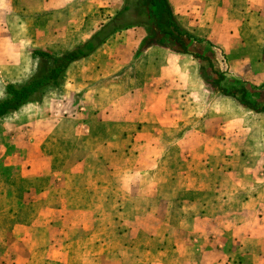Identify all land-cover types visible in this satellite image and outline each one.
Instances as JSON below:
<instances>
[{"label":"crops","instance_id":"1","mask_svg":"<svg viewBox=\"0 0 264 264\" xmlns=\"http://www.w3.org/2000/svg\"><path fill=\"white\" fill-rule=\"evenodd\" d=\"M163 1L159 20L150 0H0V99L40 74V53L93 43L0 118V264H264V106L220 105L264 83V0ZM59 137L81 156L58 167ZM123 220L136 222L126 238ZM161 232L175 256L139 260L137 237Z\"/></svg>","mask_w":264,"mask_h":264},{"label":"rangeland","instance_id":"2","mask_svg":"<svg viewBox=\"0 0 264 264\" xmlns=\"http://www.w3.org/2000/svg\"><path fill=\"white\" fill-rule=\"evenodd\" d=\"M263 30H264V26L262 27L261 35L264 33ZM48 62H49L48 60L43 59L42 61H37L36 63L39 64V66H41V68H42V66L44 68L45 65L47 66ZM235 84H236V82H235ZM233 86H234V83H233ZM212 99H214V98L212 97ZM241 99H242L241 94H238L234 97V100H232V103L230 101H227V102L225 101V102L220 103V105L222 106V109H223V111H225V113L227 112V113H232L234 115L235 114L243 115L247 111L243 108L242 105H240ZM245 99L249 100L251 103L252 102H258L260 106H264V83L261 85H258V84L257 85H251L250 84L249 89H248L247 94H246V98H244V100ZM261 119L264 120V112L262 113L261 117L257 118L255 121H258ZM4 123H5V121L0 120V138H2V129L6 128V124H4ZM61 131L62 132H59L60 133L59 135L60 136H66L69 129L64 128ZM67 148H70V145H68L67 141L65 140V137H59V138L55 139V141H53V143H50L48 146V149L51 151V157L54 158L55 165H57L58 167L60 166V164H59L60 160H61V162L63 160H65L66 165L67 164L69 165V164H72L77 158H79L81 156V154H75V155L73 154L72 156L61 154V152L65 151ZM1 171H2V166H0V177H6ZM99 177L107 180L106 174L101 175ZM14 178L17 179L18 177H14ZM166 187H159V190L156 192H153L154 188H147L143 191V193H146L148 195H154L155 194V195H159L163 198L171 197L172 194L168 190L169 187H167V188ZM113 190H115V188H113ZM183 196L192 197L194 195L184 194ZM198 197H200V196L198 195ZM201 197L204 200L209 198V196H207L206 194L202 195ZM112 198H116V196L113 195ZM0 205H1V203H0ZM128 212H133V209L130 207L128 209ZM189 214L190 213H187V214L177 213L176 215H177V217H179V216L181 217V216H187ZM149 221H150V219L148 220V222ZM151 222H149V223H151ZM135 223L136 222L134 220H133V222H129V220L121 221L122 226H121V224H120V226L124 230L123 233L125 235V238L129 237L128 236L129 233L127 234V229L130 228L131 225L133 226V224H135ZM95 224H96L95 225V230H96L99 227H98L97 223H95ZM110 228L111 229L107 230L106 234L103 235V239H106V242L110 243V246H112L114 248V246L116 245V244H114L115 243L114 242L115 235H114V233H111V231H114V228L112 226H110ZM158 230L160 232L163 229L159 228ZM91 231L92 230L89 227V228H85V230L82 229L80 231L76 230V228H75V229H72L70 232H73L74 234H78V235L81 234V235L85 236V235H88ZM161 233L162 234L155 236L158 240L163 241V243H159V244L153 242V240H151L150 238H147L145 235H141V236L137 237L136 244L144 245V246L149 248L145 252H142V251L137 252V257L139 258V260L141 258L143 260H144V258L149 259V260L159 259V258H161L163 252L165 253L166 257H168V258H172L173 256H175V248L172 249V247H174L172 245L173 244V241H172L173 236L163 237L162 235L164 232H161ZM92 234H93V232L89 235L88 242H91V238H97L95 236H92ZM181 235L182 234L180 233L179 236H177V237H179L180 240H182V238H183V236H181ZM165 236H167V235H165ZM225 240L231 247L235 246V242L232 239L227 238V236L225 237ZM124 241L126 244L130 243V241L128 239H125ZM161 251H163V252H161ZM126 256L128 259H131L133 257V254L130 252H127ZM74 257L80 258L81 255H77ZM243 263L245 264V262H243Z\"/></svg>","mask_w":264,"mask_h":264},{"label":"trees","instance_id":"3","mask_svg":"<svg viewBox=\"0 0 264 264\" xmlns=\"http://www.w3.org/2000/svg\"><path fill=\"white\" fill-rule=\"evenodd\" d=\"M152 1L149 7V14L151 17L163 19L167 16V8L165 7L163 0H150ZM147 3V4H148ZM93 43L90 42L82 48H78L72 52H69L61 57H52L50 54H39L44 59L48 60L47 66H42L40 74L33 75L25 83L15 85L8 83L5 86L6 97L0 99V118L8 114H11L23 105L39 100L51 87L59 84L60 78L68 64L77 58L85 55V48L92 49ZM231 93V92H230ZM235 93L236 92H232ZM238 93V92H237ZM242 99L244 100L246 92H240ZM6 170L5 176L10 174L9 169ZM16 184V181H14Z\"/></svg>","mask_w":264,"mask_h":264}]
</instances>
